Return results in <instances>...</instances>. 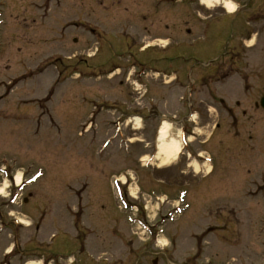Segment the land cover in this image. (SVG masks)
<instances>
[{
    "label": "rangeland",
    "instance_id": "rangeland-1",
    "mask_svg": "<svg viewBox=\"0 0 264 264\" xmlns=\"http://www.w3.org/2000/svg\"><path fill=\"white\" fill-rule=\"evenodd\" d=\"M171 1L143 21V0L94 3L91 34L85 0H0V264H264V1ZM164 120L181 155L161 167Z\"/></svg>",
    "mask_w": 264,
    "mask_h": 264
},
{
    "label": "flooded vegetation",
    "instance_id": "flooded-vegetation-1",
    "mask_svg": "<svg viewBox=\"0 0 264 264\" xmlns=\"http://www.w3.org/2000/svg\"><path fill=\"white\" fill-rule=\"evenodd\" d=\"M87 2L86 6H87V9L86 11L85 10H82L81 13L83 11H85V16H86V20H83V21H77L80 23V25H82L83 28L86 27L87 31H89L91 34H93L95 32V30L93 29V27H91V24H92V20H89L88 17H93V12H95L96 10H93V4L95 3V5L97 6H105V9H103L101 11V17H106L108 16L109 14L111 15L112 13H116V16L119 15V14H123L124 12H126V6L125 4H122V0H85ZM172 2L171 0H143V5L141 6L139 3L136 4V7L138 9L135 10V14L136 16L139 18V20L143 21L144 18H147V17H152L155 15L156 13V8H157V5L158 3H168V2ZM175 1H178V0H175ZM179 1H182V0H179ZM189 1V0H187ZM233 1H236V2H242L243 1H252V0H233ZM260 1H264V0H260ZM238 2V3H239ZM122 6V9L123 11L117 9L114 10L113 8L115 7H119V6ZM161 6V5H160ZM241 7H247V5L245 4H240ZM254 15H257V16H254V17H249L250 18V21H247L246 24L248 26H250L251 24H254L255 25V22L257 25L261 26V24L264 26V9H261L260 11H256ZM260 21V23L258 22ZM77 25V24H76ZM258 26L257 30L261 31V28ZM259 31H249V27H247V32L243 33L244 34V37L241 39V42L244 43L246 41L250 42L252 39H253V34H255L256 36L259 35ZM255 32V33H254ZM262 32H263V28H262ZM101 34V33H99ZM242 34V35H243ZM248 47V46H247ZM231 52V51H230ZM97 54V53H96ZM96 54H92V55H89L91 57H95ZM244 53L240 52L239 50L235 49L234 51L232 50L231 52V61L233 64H236L238 65L239 63H241V61L243 60V63H244V58L243 57Z\"/></svg>",
    "mask_w": 264,
    "mask_h": 264
},
{
    "label": "bare ground",
    "instance_id": "bare-ground-1",
    "mask_svg": "<svg viewBox=\"0 0 264 264\" xmlns=\"http://www.w3.org/2000/svg\"><path fill=\"white\" fill-rule=\"evenodd\" d=\"M204 1H203V3H204ZM210 1H213V0H206V2H205L206 6H208V7L212 6L210 4ZM214 1L217 2L218 0H214ZM218 3L219 4L222 3V5L228 11L232 12V10H234V3L231 0L220 1ZM169 130H170L169 122L164 120L158 129V136H157V156H156V159L157 158L160 159L159 165L161 167L166 166L168 164V160L170 159V157L176 158L180 153V147H179L177 141L169 139V135H168ZM147 157H144L142 159V161L147 159ZM7 175H9V174L7 173ZM14 181H15V184L17 186L23 182V179L21 178L19 173H17L15 175ZM5 187H6V184L0 186V195H2L4 193ZM15 205L16 204H14L13 206H15ZM20 223H24V222L20 221Z\"/></svg>",
    "mask_w": 264,
    "mask_h": 264
},
{
    "label": "water",
    "instance_id": "water-1",
    "mask_svg": "<svg viewBox=\"0 0 264 264\" xmlns=\"http://www.w3.org/2000/svg\"><path fill=\"white\" fill-rule=\"evenodd\" d=\"M260 105L262 108H264V98L261 99Z\"/></svg>",
    "mask_w": 264,
    "mask_h": 264
}]
</instances>
